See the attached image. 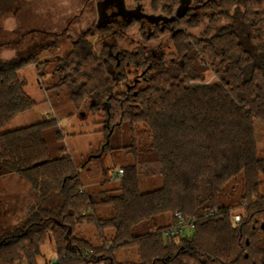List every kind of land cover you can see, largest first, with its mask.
Listing matches in <instances>:
<instances>
[{
  "label": "trees",
  "instance_id": "1",
  "mask_svg": "<svg viewBox=\"0 0 264 264\" xmlns=\"http://www.w3.org/2000/svg\"><path fill=\"white\" fill-rule=\"evenodd\" d=\"M132 1L168 18L180 4ZM197 3L152 27L137 19L120 30L96 25L50 60L52 89L78 109L103 110L108 128L128 127L131 142L121 149L132 163L115 177V190L93 195L70 156L50 158L45 132L57 127L54 118L0 133L2 173L18 175L36 195L20 223L0 235V264H38L45 244L54 259L44 264H264V156L256 140V120L264 123V0ZM201 25L200 35L188 32ZM134 27L142 40L126 50L118 41H133ZM53 47L41 42L0 61V129L37 106L19 71L47 64L35 56ZM140 129L149 143H137ZM149 163L159 165L162 186L143 193L139 166ZM99 203L111 208L109 217L96 214ZM176 213L187 230L168 239ZM85 224L99 245L77 235ZM132 248L137 262H117V252Z\"/></svg>",
  "mask_w": 264,
  "mask_h": 264
},
{
  "label": "rangeland",
  "instance_id": "2",
  "mask_svg": "<svg viewBox=\"0 0 264 264\" xmlns=\"http://www.w3.org/2000/svg\"><path fill=\"white\" fill-rule=\"evenodd\" d=\"M197 1L192 0L191 5ZM0 4V61L14 57L27 56V52L41 42L54 43V47L36 54V61L47 64L28 65L19 71L20 78L25 82V92L37 102V106L25 113L17 115L0 129V133L12 131L42 121L44 118H54L57 127L45 132L51 159L70 156L78 167L84 189L93 195L104 190H115L118 171L132 163L131 154L121 147L128 146L131 135L128 127L110 129L107 127L106 114L103 110L90 112L84 108H76L65 93H59L51 88L57 81L52 73L56 57H63L71 48V39L80 32L95 28L97 10L95 1L86 0H5ZM6 3V4H5ZM127 3L132 5V0ZM8 5V6H7ZM3 9H5L3 11ZM129 20L123 19L126 24ZM116 30L122 27L117 20H113ZM109 24H106V28ZM146 25H152L147 22ZM100 28H102L99 25ZM203 26L188 32L198 36ZM130 40H119L118 45L126 50L136 48L142 38L137 27L129 30ZM95 44L96 52L102 46L98 37L90 39ZM30 53V52H29ZM211 75L207 80L212 81ZM141 126L138 127V129ZM256 140L258 150L264 156V123L256 120ZM59 132V134H57ZM137 143L143 145L150 142V137L139 130ZM138 138V137H137ZM110 145V148L107 146ZM0 168V235L7 228L18 225L20 218L36 200L32 187L16 174H3ZM140 191L150 192L162 186L159 165L155 163L139 166ZM115 194L116 191H113ZM56 205L60 199L55 198ZM99 217H109L110 207L101 203L96 205ZM18 219L16 220V218ZM21 219V221H22ZM166 222L169 217L166 216ZM6 229V230H5ZM108 234V233H107ZM77 235L94 245L100 241L96 237L93 225L85 224L77 230ZM54 259V252L50 244L41 249L38 264ZM117 262H137L138 256L134 248L120 250L115 254Z\"/></svg>",
  "mask_w": 264,
  "mask_h": 264
},
{
  "label": "water",
  "instance_id": "3",
  "mask_svg": "<svg viewBox=\"0 0 264 264\" xmlns=\"http://www.w3.org/2000/svg\"><path fill=\"white\" fill-rule=\"evenodd\" d=\"M180 4L176 10V13L172 17H165V16H157V15H149L144 14L140 10H127L125 8L124 0H102L97 2L96 8L97 13L99 15L98 17V27L99 25L103 28L106 26V24H109L113 20L115 21L114 17H105V11L107 8L115 7L117 8L118 12L116 14L125 16L124 18L131 20V18H146L148 21L152 23H158V22H171L175 18H179L183 16L188 9L190 8L191 0H179Z\"/></svg>",
  "mask_w": 264,
  "mask_h": 264
},
{
  "label": "flooded vegetation",
  "instance_id": "4",
  "mask_svg": "<svg viewBox=\"0 0 264 264\" xmlns=\"http://www.w3.org/2000/svg\"><path fill=\"white\" fill-rule=\"evenodd\" d=\"M90 1H95V4H97V2H99V1H102V0H90ZM127 1L128 0H124V4H125V8L127 9V10H140L142 13H144V14H149V15H156V14H151V13H148L147 12V10H146V8H144L141 4H139V3H135V2H133V4L132 5H129L128 3H127ZM192 1V0H191ZM196 6H199V4L196 2V4L195 5H191L190 4V8L188 9V10H194L195 8H196ZM96 10H97V8H96ZM118 12V10H117V8H115L114 6L113 7H110V8H107L106 9V11H105V17H114L115 18V20H117L118 21V25L119 26H123L124 25V23H123V19H126V18H124L125 16H121V15H118V14H116ZM157 16H162V15H157ZM98 17H99V15H98V13H97V23H98ZM132 19H137V20H139L140 21V24H141V26H144L147 22H148V20L146 19V18H131V20ZM126 20H128V19H126ZM130 21V20H129ZM150 22V21H149ZM160 23H163V22H158V23H152L151 22V24L152 25H149V26H153L154 24H160ZM109 26H113V24H109L107 27H109Z\"/></svg>",
  "mask_w": 264,
  "mask_h": 264
},
{
  "label": "built area",
  "instance_id": "5",
  "mask_svg": "<svg viewBox=\"0 0 264 264\" xmlns=\"http://www.w3.org/2000/svg\"><path fill=\"white\" fill-rule=\"evenodd\" d=\"M123 171L120 169L117 173V175H122ZM176 219H177V224L172 227L168 233H166V237L168 239H171V237H177L179 234H181L182 232L186 231V223L184 221V219L182 218L181 214L176 213L175 214ZM233 221L234 222H239L240 221V216L238 214H235L233 216Z\"/></svg>",
  "mask_w": 264,
  "mask_h": 264
}]
</instances>
